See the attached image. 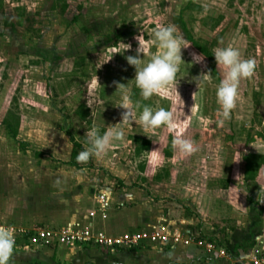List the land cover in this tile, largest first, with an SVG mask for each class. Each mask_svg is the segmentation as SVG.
<instances>
[{"label":"rangeland","instance_id":"374dc122","mask_svg":"<svg viewBox=\"0 0 264 264\" xmlns=\"http://www.w3.org/2000/svg\"><path fill=\"white\" fill-rule=\"evenodd\" d=\"M161 24L174 25L189 46L181 49L175 87L145 100L124 57L136 54L137 40L144 59L158 52L152 32ZM189 38L211 53L231 44L255 61L228 119L215 96L222 70ZM121 43L130 48L122 51ZM193 54L202 61L192 62ZM118 83H126L134 103L181 119L151 130L138 120L121 122ZM112 127L123 136L104 154L79 162L80 168L66 164L72 144L65 130L79 153L88 147L89 131ZM176 137L191 140L196 151L179 153L171 143ZM242 151L252 156L248 172ZM107 188L121 219L129 213L147 215L152 225L161 217L186 219L230 264H264V0H0V224L26 230L8 264L153 260L161 244L123 255L91 243L67 253L60 248L64 225L72 217L84 222L94 194ZM44 228L54 232L47 243L37 234Z\"/></svg>","mask_w":264,"mask_h":264},{"label":"clouds","instance_id":"9594fccd","mask_svg":"<svg viewBox=\"0 0 264 264\" xmlns=\"http://www.w3.org/2000/svg\"><path fill=\"white\" fill-rule=\"evenodd\" d=\"M152 37L153 43L158 47V52L144 59L143 46L136 38L138 42L135 49L136 54L124 57L127 64L134 67L135 73L132 79L135 87L139 90V95L145 100L169 84H174L175 87L177 73L182 62L181 49L189 46L178 34L176 27L171 24L158 25L153 29ZM121 44L126 45L122 51L130 48L128 44ZM199 56L193 54L192 62H201L203 57L196 59ZM212 56L216 66L222 70V79L219 80L215 89L216 100L220 106L221 116L228 119L238 95L239 82L253 75L255 61L252 58H242L240 50L231 44L214 48ZM118 85L120 86L121 101L117 106L124 109L120 113L121 122L130 124V122L136 123L138 120L145 130H151L159 128L161 125L171 128L181 119L182 116L163 107L141 106L138 102L134 103L126 83H118L116 88ZM136 111H138V115L135 114ZM177 111L182 112L179 108ZM122 136L123 130L118 127L109 128L103 134L93 128L87 133L88 147L83 148L77 154L76 160L86 162L90 156H101L113 141L121 139ZM171 143L179 153L184 155L196 151L193 142L189 139L176 137ZM14 245L13 230L0 226V264H8Z\"/></svg>","mask_w":264,"mask_h":264},{"label":"crops","instance_id":"0c3cea01","mask_svg":"<svg viewBox=\"0 0 264 264\" xmlns=\"http://www.w3.org/2000/svg\"><path fill=\"white\" fill-rule=\"evenodd\" d=\"M101 189L99 190L98 194H94L93 205L87 215V218L83 222V224H86L87 221L91 220L92 222L91 228L94 234H103L108 238H119L124 235H132L139 232L149 233L154 230H159L162 233H171L170 235L176 233L181 238H187V237L192 238L193 239L192 242H189L188 244H184L181 241L175 243L170 238L164 242L144 239V240H140L139 244H137L134 247L115 248L113 250L100 246L99 244H96L93 241L78 242V243L76 242L72 246H68L67 244H63L59 242L61 244L60 248L65 253L73 252L75 250V247H77L76 250H80L82 246H77V245H81V244L86 245L91 243V245H93L94 247H99L106 251H111V253L114 254L120 253L123 255L125 253L127 254L133 253L134 252L133 250L140 245L149 246L152 245V243H156V244H161L164 247L163 249L159 250L158 255L147 264H230L226 256L219 255L217 251L214 252L213 250L210 251L213 253V256H210V254H208L210 252L206 251L203 245L198 244V241L201 240V237H199V234L197 233L195 227L188 225L190 223L186 219L179 220L178 222L169 219L168 221H164L166 222V224H164V222H160V221L166 219L164 217H161L157 219L158 221L156 225L155 223H153L154 225L149 223L147 215H145L142 218L134 219L129 213L121 219L123 211L115 210V208L111 207L112 198L110 196L111 194L110 188L106 189L107 192H105L104 190L103 192ZM101 192L105 193L109 198L108 199L109 201L104 206L103 214L101 213V207L96 203L97 196ZM90 212H93V215L91 217H90ZM5 216L9 218V215H5ZM1 218L2 217H0V222H3ZM19 220H22V218ZM74 221H76V219L72 217L70 221L64 225V227L67 226L68 224L71 225ZM139 222L142 223L144 222L145 228H138L137 225L139 224ZM159 223H161V225ZM148 225L150 226V228L147 227ZM198 246H203L204 249ZM15 250H17V253L23 255L25 254L21 251L18 252V250H20V247L15 248ZM122 251H124L125 253ZM29 258L31 259V257Z\"/></svg>","mask_w":264,"mask_h":264},{"label":"built area","instance_id":"2783aa9c","mask_svg":"<svg viewBox=\"0 0 264 264\" xmlns=\"http://www.w3.org/2000/svg\"><path fill=\"white\" fill-rule=\"evenodd\" d=\"M108 196L101 192L97 196L96 203L101 207V213L103 214L104 206L107 204ZM93 215V212H90V217ZM92 222L91 220L87 221L86 224H83V222L80 221H74L71 225H67L63 227V229L60 231L59 237L57 239L58 242L67 244L68 246L74 245L76 242H88L93 241L96 244H99L100 246H103L105 248H108L110 250H113L115 248H131L139 244L140 240L144 239H150L152 241H167L169 238L172 239L173 242H182L184 244H188L189 242H192V238H181L178 234L170 235L171 233H162L159 230H154L149 233L147 232H139L132 235H124L119 238H108L104 236L103 234H94L93 230L91 228ZM0 226L7 227L4 224H0ZM9 227V226H8ZM13 230L14 236H15V243L16 240L26 232V230L22 228H15V227H9ZM37 231V230H36ZM38 237L42 240H44L46 243L49 242V240H52L54 237L51 230H48L47 228L40 229L37 231ZM198 244L203 245L205 250L210 252L213 250V244L210 241H198ZM217 253L219 255H223L222 250H217Z\"/></svg>","mask_w":264,"mask_h":264},{"label":"trees","instance_id":"16d2710c","mask_svg":"<svg viewBox=\"0 0 264 264\" xmlns=\"http://www.w3.org/2000/svg\"><path fill=\"white\" fill-rule=\"evenodd\" d=\"M192 46H194L196 48V50L201 54L203 55L206 60L208 62H213V56H212V53L210 50H208L207 46L206 45H201L199 43H197L196 41H194L193 39L189 38L188 39ZM106 44L107 46H113L115 42H112V38L111 37H106ZM6 128H10L9 124L6 125ZM66 134L69 136V140L72 144V149H71V152H70V158L69 160L66 162V164L72 166V167H75V168H80V164H79V161L76 160V156L78 154V151L77 149L79 148V143H77L72 135L69 133V131L65 130ZM8 133L11 135V137L15 138V132L11 130V128L9 129ZM249 141H252L253 138L252 137H249L248 138ZM247 140V141H248ZM248 141V142H249ZM242 154V160L244 161V169H245V172H248L251 170V166L249 165V162H248V158L249 157H252L249 153H246L245 151H242L241 152ZM250 197V196H249Z\"/></svg>","mask_w":264,"mask_h":264}]
</instances>
